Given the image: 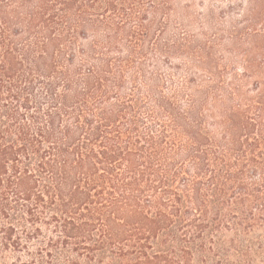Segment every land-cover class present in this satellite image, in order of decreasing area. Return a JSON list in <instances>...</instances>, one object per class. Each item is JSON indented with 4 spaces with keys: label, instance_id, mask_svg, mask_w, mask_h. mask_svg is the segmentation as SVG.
Here are the masks:
<instances>
[{
    "label": "trees",
    "instance_id": "1",
    "mask_svg": "<svg viewBox=\"0 0 264 264\" xmlns=\"http://www.w3.org/2000/svg\"><path fill=\"white\" fill-rule=\"evenodd\" d=\"M179 1L0 0V264H264V0Z\"/></svg>",
    "mask_w": 264,
    "mask_h": 264
},
{
    "label": "rangeland",
    "instance_id": "2",
    "mask_svg": "<svg viewBox=\"0 0 264 264\" xmlns=\"http://www.w3.org/2000/svg\"><path fill=\"white\" fill-rule=\"evenodd\" d=\"M190 2L192 4L189 8L192 31L198 39H205L208 36L215 38L217 43L215 49L218 51V55L224 56L225 53L229 61L231 56L225 51V48L230 43L224 40L228 36L225 30L235 24L234 20L240 18V16L230 17L227 15L224 19V9L229 4V1L226 0H180L179 4L182 8ZM222 62L224 63V60Z\"/></svg>",
    "mask_w": 264,
    "mask_h": 264
}]
</instances>
